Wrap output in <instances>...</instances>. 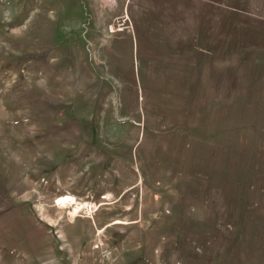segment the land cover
<instances>
[{
    "label": "rangeland",
    "instance_id": "obj_1",
    "mask_svg": "<svg viewBox=\"0 0 264 264\" xmlns=\"http://www.w3.org/2000/svg\"><path fill=\"white\" fill-rule=\"evenodd\" d=\"M0 264H264V0H0Z\"/></svg>",
    "mask_w": 264,
    "mask_h": 264
},
{
    "label": "bare ground",
    "instance_id": "obj_2",
    "mask_svg": "<svg viewBox=\"0 0 264 264\" xmlns=\"http://www.w3.org/2000/svg\"><path fill=\"white\" fill-rule=\"evenodd\" d=\"M71 198L69 196L65 197V198H61L59 203L60 204H66L68 201H70Z\"/></svg>",
    "mask_w": 264,
    "mask_h": 264
},
{
    "label": "built area",
    "instance_id": "obj_3",
    "mask_svg": "<svg viewBox=\"0 0 264 264\" xmlns=\"http://www.w3.org/2000/svg\"><path fill=\"white\" fill-rule=\"evenodd\" d=\"M91 209V208H90Z\"/></svg>",
    "mask_w": 264,
    "mask_h": 264
}]
</instances>
